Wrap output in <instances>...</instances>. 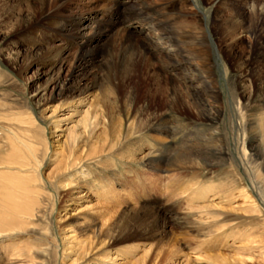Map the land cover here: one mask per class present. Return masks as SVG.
I'll return each mask as SVG.
<instances>
[{
  "label": "rangeland",
  "instance_id": "rangeland-1",
  "mask_svg": "<svg viewBox=\"0 0 264 264\" xmlns=\"http://www.w3.org/2000/svg\"><path fill=\"white\" fill-rule=\"evenodd\" d=\"M193 3L0 0V264H264V38L229 51L221 2ZM90 21L83 43L66 35ZM32 184L42 213L2 209ZM121 212L138 238L93 244Z\"/></svg>",
  "mask_w": 264,
  "mask_h": 264
},
{
  "label": "bare ground",
  "instance_id": "bare-ground-1",
  "mask_svg": "<svg viewBox=\"0 0 264 264\" xmlns=\"http://www.w3.org/2000/svg\"><path fill=\"white\" fill-rule=\"evenodd\" d=\"M8 1L13 3L14 1H18V0H8ZM25 1L28 4L33 2V1L37 2L39 4V6L41 8H43V7L49 5L50 3H53L57 0H25ZM61 1H63V4H67L71 0H61ZM191 1L196 3V4L198 3V0H191ZM218 1L221 2V4H220L221 5L220 6L221 11L215 13V16L213 17L214 20H213V24H212L213 28L211 30V33L216 35L219 39L221 38L223 40L224 39L228 40L229 45L227 46V48L229 49V51H232L236 45L238 46L240 44H243L244 43L243 37L247 36L248 39L250 40L247 49L252 50L253 49L252 45L256 44L258 40L260 41L262 38H264V0H242L243 1L242 4L237 2V0H218ZM248 3H251V5L249 7H247ZM130 6H131V8H134V10H136L139 13H143V11H144V8L140 9L138 4H134L131 2ZM8 8H10V7H8ZM18 18H21L20 15ZM161 18H163V17H161ZM3 20H4V18H2V21ZM76 25H77V23H76ZM133 25H135V24H133ZM162 25H164V24L162 23ZM165 26H166V24H165ZM58 30L60 33H63L62 28H58ZM93 31H94V26H93V23L90 21V22L86 23L85 26H83L81 30H77V28H75L74 30H72L71 28H67V30H65V33H66V35L70 36V35H73V33L75 32V35L79 36V38L81 39V41L83 43V40H85V37H88L89 35H91L93 33ZM142 31H146L148 33L151 32L150 28L148 26H142L140 24H138L136 26L131 25L129 28H127V31H125V32H126L127 36L130 35L131 37H133L132 35L135 32L141 33ZM168 34L169 33L167 32L166 35L168 36ZM172 37H171V35H170V37H168L169 42L171 44H173L172 46L174 47L176 52L179 53L180 46L177 42H173L171 40ZM161 40H162V38L152 36L149 38V42H150L149 45L152 48H156V50L158 49L159 51H162L165 49V50L171 52L170 49L168 50L166 48V47H169L168 44H166L169 42L164 43V42H161ZM157 42H161V43H157ZM153 44H156V45H153ZM160 46H162V47H160ZM195 50H197V49H195ZM51 52L54 55V57L56 54H60L59 56H62V53H63L59 48H56V47H52ZM182 55H185V54H182ZM136 63L137 62H135L133 60L132 61V67H134ZM51 66L53 68H55V67L59 68V66H61L60 59H56L52 63ZM82 78L83 77H81L79 79L80 82H82ZM109 79H111V78H109ZM76 91L81 92L82 90L79 88ZM81 93H85V90H84V92H81ZM131 107L132 106L130 105L129 109ZM204 108H206V107L204 104H202V109H204ZM95 121L96 120H94V122ZM175 124H177L179 126L178 127V128H180L179 130H181V128H182V131H183L186 128L185 126H183V124H181V123L179 124V122L177 120L174 121V125ZM158 129H159V131L166 132V133L171 131L168 124H165V123H163L161 126H159ZM192 148L185 149L186 150L185 156L176 160L174 162V164L175 165L178 164L177 166L183 165V167L187 164L192 165L195 161V159L193 157L197 156V155H195L197 153L196 150H193ZM2 165H4V164H2ZM177 166H175V167H177ZM8 169H10V168H8ZM0 175L2 177L6 178L5 183H11L12 177H14V176H9L7 174V172L6 173H0ZM19 183L20 182L18 181L17 184H19ZM35 187L36 186L34 184H32V186H30V187L27 186V188H23L22 196L20 197V200L16 203H6L5 201H2V202H4L3 204H5V205H3L2 209L7 208L12 213L22 214V213H27L30 210H33V208L36 207V203L38 202V200H40L41 202H44V201L46 202V199L45 198L43 199L42 197H38V198L35 197V199L27 197L29 194L34 193L31 191V188H35ZM44 204L45 205H44L43 209L46 208V203H44ZM40 210H41L40 213H42V209H40L39 207H36L35 212L38 213ZM0 212H1V210H0ZM89 212H91V211L89 208H87V206H84V210H82L80 212L81 215H83V218L85 219V222H83V223H86L89 221V219L91 217V214ZM13 218L14 217L4 219V222L1 226L9 224L13 220ZM109 222H105V224H103L99 230H97L93 233V237H92V243L93 244L94 243L99 244V242L101 241L100 243L104 242V244H107V246H108L109 244H114V243L116 244L119 242H123L124 239L129 238V237H132V238H134L133 240H135L143 232V230L146 226V223H141L139 221L137 214L136 215L133 214L131 216H125V219H124V214L122 212L119 213L116 217H113ZM107 223H109V224L107 225ZM178 223H181V222L178 221ZM86 225H87V223H86ZM142 225H143V227H142ZM125 232H129V233H125ZM100 236H101V240H99ZM46 255H47L46 250H43L39 254L40 257H45Z\"/></svg>",
  "mask_w": 264,
  "mask_h": 264
}]
</instances>
